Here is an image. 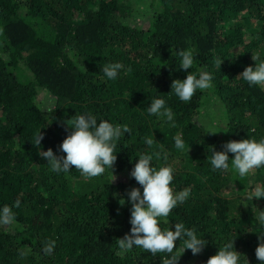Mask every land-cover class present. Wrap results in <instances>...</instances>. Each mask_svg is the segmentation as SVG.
Masks as SVG:
<instances>
[{"label": "trees", "instance_id": "1", "mask_svg": "<svg viewBox=\"0 0 264 264\" xmlns=\"http://www.w3.org/2000/svg\"><path fill=\"white\" fill-rule=\"evenodd\" d=\"M178 50L193 52V69L179 68ZM258 51L264 0H0V207L15 216L0 223V264H206L233 240L241 264H260L264 198L245 192L264 186V167L240 178L231 161L223 171L210 165L227 142L264 138V86L238 76ZM116 62L124 70L106 79L103 67ZM196 69L212 73V86L183 102L171 83ZM154 97L166 100L175 127L147 114ZM76 113L131 129L117 142L112 172L56 173L38 154L66 155L59 146ZM142 153L174 169L175 193L190 191L164 226L195 229L206 241L199 254L179 241L171 254L119 248L131 228V205L119 201L140 187L130 171Z\"/></svg>", "mask_w": 264, "mask_h": 264}, {"label": "clouds", "instance_id": "2", "mask_svg": "<svg viewBox=\"0 0 264 264\" xmlns=\"http://www.w3.org/2000/svg\"><path fill=\"white\" fill-rule=\"evenodd\" d=\"M179 68L183 70L193 69L195 56L191 50H178ZM254 66H247L238 75L249 86H264V53L252 54ZM222 63V62H221ZM124 66L119 63H107L103 67V75L108 80L118 78ZM127 71H130L128 69ZM213 75L204 69H196L187 73L183 80L174 79L171 83V92L183 101L191 100L197 90H206L212 86ZM149 116L162 120L175 127L174 113L167 106L166 100L154 97L150 105L146 107ZM69 129L68 135L59 146V150L66 155L57 157L53 150L41 151L38 154L46 159L51 170L56 173L69 172L77 169L84 178H94L111 170L116 161L117 142L131 129L126 125L113 124L106 119L83 113L77 114L66 121ZM209 134L216 133L210 129ZM43 136L41 132L35 137V145L41 146ZM177 150H183L185 142L180 135L173 138ZM151 145V140H146ZM229 153L234 158L229 159ZM165 161L167 156L164 157ZM153 157L149 154L138 155L137 162L133 165L130 176L140 185L127 192V200L120 199L119 203L126 202L130 208V233H126L119 239V248L128 251L133 247L142 248L153 254L158 252L173 253L179 241L183 245V252L191 250L193 255L199 254L206 244L195 229L186 228L183 223L168 224L167 217L171 210L179 203H183L190 196V191L184 189L175 193L172 188L174 169L165 163L160 167L153 166ZM231 161L232 167L240 178L248 176L253 169L264 167V138L243 139L229 141L223 145V151L212 150L210 165L214 170H227ZM113 174V173H112ZM115 178V177H114ZM142 189V191H141ZM264 198V186H255L251 199ZM15 216L11 207H0V223L10 224ZM257 219V218H255ZM258 224L264 225V214L257 219ZM258 246L255 255L260 264H264V231L257 232ZM168 264H176V260L168 261ZM206 264H241L240 253L234 248V240L218 248L215 255L209 257Z\"/></svg>", "mask_w": 264, "mask_h": 264}, {"label": "rangeland", "instance_id": "3", "mask_svg": "<svg viewBox=\"0 0 264 264\" xmlns=\"http://www.w3.org/2000/svg\"><path fill=\"white\" fill-rule=\"evenodd\" d=\"M138 21H140V20H138ZM230 22H232V23H230V24H233V22L235 23H239L240 22V19L239 20H237V19H235V21L234 20H230ZM251 22H249V21H247V22H245V23H243V28L244 29H246V30H253L254 29V25L251 23ZM139 24H141V23H139ZM212 112V110L211 109H209V113H211ZM203 116V115H202ZM234 192L233 191H230V190H224V192H223V196H225L226 198H229V196H232V195H234L233 194ZM251 194L252 193H250V195H248L247 194V191L245 192V195H247L248 197H250L251 196ZM255 199V198H254ZM256 200H257V198H256Z\"/></svg>", "mask_w": 264, "mask_h": 264}]
</instances>
